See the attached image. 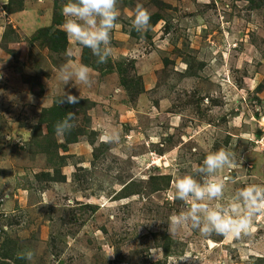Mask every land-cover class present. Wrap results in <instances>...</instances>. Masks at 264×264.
I'll use <instances>...</instances> for the list:
<instances>
[{
	"label": "rangeland",
	"instance_id": "rangeland-1",
	"mask_svg": "<svg viewBox=\"0 0 264 264\" xmlns=\"http://www.w3.org/2000/svg\"><path fill=\"white\" fill-rule=\"evenodd\" d=\"M7 2L0 0V264H264V211L239 239L167 229L188 208L173 199V163L188 172L209 150L226 148L234 163L220 173L229 179L225 202L264 185V0H118L107 63L121 73L92 69L97 58L70 37L66 56L37 35L53 15L63 29L67 0H12L9 8L36 5L24 23L10 18ZM137 3L160 17L142 34L131 26ZM65 64L87 66L92 78L90 87L64 86L80 97L67 106L56 80ZM55 102L74 114V142L39 121ZM112 128L119 144L101 139Z\"/></svg>",
	"mask_w": 264,
	"mask_h": 264
},
{
	"label": "clouds",
	"instance_id": "clouds-1",
	"mask_svg": "<svg viewBox=\"0 0 264 264\" xmlns=\"http://www.w3.org/2000/svg\"><path fill=\"white\" fill-rule=\"evenodd\" d=\"M117 4L118 0H67L62 7L66 36L89 49L99 64L107 62L111 56L110 34L119 16ZM131 16V26L136 32L142 34L150 30V13L142 4H136ZM56 80L60 87L59 104H76L80 99L65 92V85L90 87L92 84L90 69L84 65H61L56 72ZM73 119L74 114L69 112L57 121L53 125L55 135L63 137L70 132L75 126ZM101 139L109 144H119L121 132L112 128L105 131ZM233 157L230 149L209 150L202 163L192 164L190 171L184 173L181 168L185 165L173 163L171 174L175 179L172 196L185 202L188 208L167 223L169 234H175L181 227H190L202 237L215 234L239 239L249 235L256 215L264 211V185L249 184L237 189L225 202L229 179L220 173L234 163ZM31 256L30 252L24 254L26 259H31Z\"/></svg>",
	"mask_w": 264,
	"mask_h": 264
},
{
	"label": "trees",
	"instance_id": "trees-1",
	"mask_svg": "<svg viewBox=\"0 0 264 264\" xmlns=\"http://www.w3.org/2000/svg\"><path fill=\"white\" fill-rule=\"evenodd\" d=\"M20 1H22V0H20ZM11 4H12V0H8V2L6 4L8 13H12V12H15L16 10L22 9L21 3H18V7L16 9H14L12 7L9 8V6ZM159 19H160V17L158 14L152 15L151 20H150V25L153 26L154 24H156V22ZM61 24H62L61 16L58 15L56 17V15H53L51 25L43 27V28H39L36 31L37 35L40 36L42 38V40H45L47 47L55 53L56 52L64 53L66 51L67 36H66L64 30L60 29L58 27ZM83 53H85V49L82 52V58H83V60H85L86 55H84ZM97 64L99 65V69H98V66L96 64L91 63L90 66L92 69L97 70V71H99L101 69V67L103 66L104 68H102V70H100V73H111L110 71H112V69H118L119 73L122 72L120 70V68L118 67L119 65H117V66L115 65L113 67L112 63H107V62H105L103 64H99V63H97ZM65 105L67 106L70 104L65 103ZM68 112H69V109L67 107H60L59 104H57V102H55L53 105L48 107V109L46 108L43 110L39 121H41L42 123L45 124L47 132H53L54 131L53 125L57 121L63 119L68 114ZM74 136L75 135L71 136V133H66L64 135L65 142H74L75 141ZM63 179H64V177H62L61 180H63Z\"/></svg>",
	"mask_w": 264,
	"mask_h": 264
},
{
	"label": "crops",
	"instance_id": "crops-1",
	"mask_svg": "<svg viewBox=\"0 0 264 264\" xmlns=\"http://www.w3.org/2000/svg\"><path fill=\"white\" fill-rule=\"evenodd\" d=\"M24 1H26L25 3H27L28 2V0H24ZM28 3H30V2H28ZM30 5H31V3H30ZM35 4H34V6L32 7V8H29V9H22V10H19V11H15V12H12V13H9V16H10V18H14V16H16V20H17V23L18 22H20V23H24V22H26L27 21V19H29L30 17H31V15H33L34 14V11L36 10V8H35ZM19 14V15H18ZM45 20V19H44ZM37 22V20H34V18L32 19V21H29L28 22V24H31V25H33V24H35ZM41 23L43 22V20L42 21H40ZM39 22V23H40ZM51 23H52V19H51ZM49 26V25H48ZM15 27V26H14ZM26 27H27V24L25 23L24 25H23V27L22 28H24L25 29V31H29V29H27L26 30ZM60 29H62L60 26H58ZM20 28H21V25H20ZM22 28H21V30H22ZM66 47H67V45H66ZM65 53V52H64ZM65 55H66V53H65ZM67 56V55H66Z\"/></svg>",
	"mask_w": 264,
	"mask_h": 264
},
{
	"label": "built area",
	"instance_id": "built-area-1",
	"mask_svg": "<svg viewBox=\"0 0 264 264\" xmlns=\"http://www.w3.org/2000/svg\"><path fill=\"white\" fill-rule=\"evenodd\" d=\"M263 138H264V135H263Z\"/></svg>",
	"mask_w": 264,
	"mask_h": 264
}]
</instances>
